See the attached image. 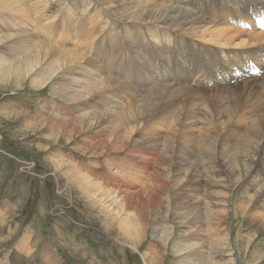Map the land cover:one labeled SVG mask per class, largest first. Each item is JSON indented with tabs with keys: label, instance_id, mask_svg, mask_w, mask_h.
I'll return each instance as SVG.
<instances>
[{
	"label": "rangeland",
	"instance_id": "1",
	"mask_svg": "<svg viewBox=\"0 0 264 264\" xmlns=\"http://www.w3.org/2000/svg\"><path fill=\"white\" fill-rule=\"evenodd\" d=\"M97 1L104 4L108 10L113 9L111 2H116L119 5H126L127 2L131 7L136 6L139 9L152 7L155 2H162L171 7L179 5L189 8L194 14L197 13V17L201 15L203 19L209 20V22L224 23L232 28H239L235 20L221 18L220 13L217 16L207 15L206 8L222 10L228 17L237 15L240 10L244 9L240 3L237 7H234L231 3L233 0ZM242 1L244 0H239V2ZM198 4H201L203 9L196 7ZM255 8H262V6L258 5ZM78 9L77 4L71 2L72 18L79 17L80 10ZM30 10L33 11L32 8ZM202 10L206 13H203ZM85 11L81 9L80 12L83 18L86 14ZM233 12H236V14H232ZM47 14L50 15L49 12ZM236 17L239 18L238 15ZM8 18H11V20H8ZM39 18H41V21H37ZM44 19L45 17L43 18L42 15L35 13H32V15H14L8 11L0 12V28L2 32L4 31V34L9 35L14 34L13 31L15 33L34 32V30L36 31L35 24L42 25ZM22 21L26 23L22 24ZM59 22L60 17L51 18L47 25V31L51 29L53 24H59ZM84 22L88 23L87 21ZM248 31L253 30L248 29ZM45 33L44 30L41 35L50 37V41H52V34ZM142 35L145 38L147 37L145 34ZM174 35L180 36L181 34L171 33V39L163 38L166 39V42L161 44L152 38L149 41V37L146 38L145 41L148 43L151 52L160 54V58L153 57V59H149L151 55L145 53L147 50H142V55H139L137 60L134 58L145 72V77L148 80V77H151L150 81L152 82L160 80L159 83H154L158 90L163 88L161 84L167 79V76L169 77L168 82H166L169 84L167 88L170 89L168 90L169 93L166 94V99L159 102L161 104L159 110L154 108L145 112L143 116H139V123H135L132 130H130H134L132 138L127 143L128 145L120 150L112 148L111 144L113 142L110 145L101 142L109 136L108 134L103 135V132L100 131V129L105 128L104 126V128L94 129L93 126L89 127L85 123L78 125L80 122L75 120L70 123V118H77L79 114H83L88 117L86 119L90 120L96 110L95 113L102 115L103 118L106 116L104 118L106 120L108 117L106 112H108L107 108L109 106L114 113H118L122 109L127 112L130 109L128 107L136 101L134 97L138 98V91H134L133 95L121 91L111 94L108 89L102 88L99 91L100 93H97L99 97L97 99L93 100L90 95L78 99L81 100V103L92 99L93 101L88 105L84 106V102L82 104L79 102L71 104L69 103L70 100L69 102L62 100L64 95L59 91L60 79L66 77L64 73H57L53 77L54 79L50 80L52 84L48 88H42L40 83L49 72V69L30 72L17 83L12 74L4 78L3 71L8 68V65L4 67L0 64L1 259L8 257L7 262L11 264V259L13 261L14 257H20L19 261L22 259L28 264L33 263L36 255L44 256L51 250L54 252L58 250V253L63 255V264H151L154 252L161 250L165 258L161 264H181L183 261L181 258L184 257L182 255L192 254L195 251L193 247H190L192 250H185L180 255L175 251L179 250L178 248L181 246L179 235L188 237L195 234L192 230L179 233L176 221L179 212L185 210L182 205H188L189 208L203 207L209 206V203L212 205V201L220 200L219 202H222V204L217 205V208L223 210V212L225 211L226 220L217 225L215 221L210 220L212 216L205 219L203 221V228L205 229L198 233L199 237L204 240L208 238L207 241L218 238V243H221L220 247L230 249V252H224L225 255H228L225 256L224 260L228 264L232 261L230 264H264V201L262 202L264 199V181L260 175L247 172L245 166L241 163H234L235 158H232L233 162H230L234 164L229 163V168L228 166L226 168V170H230L228 173L225 170L226 174L224 172L219 176L216 173L215 175L212 174L213 183L217 182L218 184H216L217 187L205 188L204 191L208 193L198 190L197 187L198 179L207 177L210 174L209 171L203 169L211 167L208 163L203 164L209 161L206 158L202 159L200 157L199 162L201 165L203 164L201 170L199 169L200 171L191 173L188 167L182 166L180 168V165L170 163L168 164V167H171L170 175L166 174L169 169L167 167L164 168L162 174H159L160 177L158 172L156 177L160 178L158 180L161 183L156 185H163L164 187L163 191H154L152 198L156 199V204L160 205V209L157 210L158 216L167 217V222H161L162 225H159L160 230L156 233L154 232V218L151 216L148 219L147 238L143 239L141 243L139 241L140 234L136 237L126 236L125 239L117 240L114 238L121 234L119 230L115 229V221L112 232L104 225L99 214L101 212L104 217H107L101 209L103 203L100 202L101 207L96 204H94V207L90 203L95 200L92 196L95 191L90 192L88 186L90 185L88 183L91 180L90 178L107 183L106 179L112 176L114 182L115 178H113L114 174L112 173L117 170L118 166L124 170L122 174L117 176L118 182L123 184L122 188L125 192L135 193V199L139 201L138 192L148 185L153 186L151 176L158 171L157 162L149 160L145 155L147 150L155 146L163 148L171 142L172 154L176 158L175 162H177L181 158L190 156L191 150L196 152V149L199 148L198 151L201 149L204 152L206 146H209V148L211 145L213 146L211 142L212 140L215 141L217 137L220 140L223 138V141L225 139L228 141L226 144L229 149L226 153L228 156L233 155V151H237V146H243L245 143L244 136L250 133L254 112L257 107L260 110V104L264 100L254 95V90L243 85L247 81L241 79V77L234 78V82L230 83V81L221 82L218 80V76L226 80L229 74L238 72L243 66L242 59H246V56L261 60L264 56L261 57L258 52L252 55L249 53L262 48L256 44L241 48L229 46V48L222 49L216 45L207 44L208 46L204 50L200 41L195 40L194 43L201 47L196 50L192 49L191 52L195 55H191V58L187 59L185 57L186 53L181 52V48L174 44ZM181 37H185V35H181ZM13 39V37H10L0 42V57L2 60L10 59H6L5 52L8 48L15 47ZM169 40L171 41L169 42L170 46L166 48ZM67 41L69 47L78 44V40ZM194 43L187 46L193 47L195 46ZM158 49L161 51L159 52ZM235 49L244 51V54H233V59H225V57H230L231 52ZM19 51L23 52L24 50ZM94 54L95 52H92L89 56ZM181 56L183 59L179 58ZM208 56L220 59L221 63L225 65L223 69L214 65L207 68L208 75H211L208 82H214L210 86L208 82L205 84L201 82L205 75L202 69L204 65L202 60L209 64L208 62L211 59H206ZM195 57L197 58L194 59ZM110 58L112 61L114 60L112 57ZM170 67H172L171 70ZM234 67L237 70H234ZM164 68L167 69L164 70ZM198 70L202 71L203 74H201L202 72L196 73ZM164 71L170 73L161 77ZM100 72L102 71H99L98 68L91 70L89 66H83L74 73L78 76L79 81L77 83L80 85V81L81 84L89 82L90 77L93 79L96 74L101 75ZM178 74L179 81H176L177 77L175 75ZM87 77H89L88 80ZM197 77L200 78L196 79ZM119 79L121 83L132 86L133 90L140 89L133 83L131 74H123ZM213 79H216L217 82L215 83ZM237 79L240 80L236 81ZM250 79H257L256 81L259 83L264 82V69L262 68L257 77ZM53 82L56 84L54 85ZM227 83L229 86H226ZM179 84H183V86ZM78 85L71 90H82V87H78ZM149 87L150 85L145 89ZM181 87H183V90ZM171 98L176 99L174 101L176 104L167 107L165 102H168ZM57 103H61L62 110L57 109ZM131 110H137V107L134 106ZM115 122L118 124L119 119ZM117 124L114 123L113 126L120 131V139L122 140L124 134L128 133L126 132L127 127ZM179 138L183 139V145H178ZM117 144L119 145V143ZM231 148H234V150ZM210 151L213 150L210 149ZM165 153L169 158L170 147L165 150ZM196 159H198L197 155ZM239 159L241 162V157ZM149 163H152L150 166L155 163V166L154 169L151 168L148 171L145 166ZM203 174L205 176H202ZM260 187L263 189H259ZM150 214L152 213L150 212ZM125 216H127V212ZM125 216L123 215V217ZM164 226L167 230H164ZM216 226L221 227L217 228ZM208 228L212 230H208ZM214 231H217L216 235ZM26 238L28 240L26 245L32 247L30 254H28L27 249L25 251L20 250L22 246L20 242ZM137 243L139 251L131 247V245L134 246ZM73 249H77L78 252L73 253ZM210 251L209 248L208 258L210 257ZM144 255L146 259H144ZM36 259L38 260V258Z\"/></svg>",
	"mask_w": 264,
	"mask_h": 264
},
{
	"label": "bare ground",
	"instance_id": "2",
	"mask_svg": "<svg viewBox=\"0 0 264 264\" xmlns=\"http://www.w3.org/2000/svg\"><path fill=\"white\" fill-rule=\"evenodd\" d=\"M244 1L240 3H243ZM71 2H75L77 4V7H79L78 10H80V12L81 9L86 10L84 18L83 16H81L80 12L79 17L77 16L76 18H72ZM105 2L107 1L105 0ZM251 2H253V6L251 8L242 5V8L244 9L240 10V12H238L237 14L239 18L236 17L237 19H235V21L239 28H232L224 23H218L216 21H212L211 19L210 20L212 22H209V20L207 21L203 19V17H201V15L199 14V16L197 17V13L194 14L189 8H185L184 6L177 5L171 7L162 2H155L152 7L148 6L143 9H139V7L136 6L131 7V5L127 2L126 5H119L116 2H111L113 9L108 10L104 6V4L100 3L97 0H0V12L8 11L14 15H32V13H35L37 15H42L43 18L45 17V19L42 20V25L39 26L37 23L35 24L36 31L34 30V32L24 31L23 33H15V31H13L14 34L9 35L6 33L4 34V31L2 32V29L0 28V32L2 33V35H4L0 36V42L5 39L7 40V38L13 37V44L15 45V47L11 48H8V46V49L5 52L6 59H10L5 61L0 57V64L4 67L8 65V68L3 71V76L4 78H7L8 75L12 74L13 78L16 79V82L19 83L22 77L29 74L30 72H37L40 69H49V72H47L46 76L40 83L42 85V88H48L52 84L50 80H52V78L55 77L57 73H64V76L66 75V77H62L61 79L59 78L61 80L59 82V91L64 95L65 99L62 97V100L67 102H69L70 100L69 103L71 104H77V102L81 103V100L78 99L83 98V96L90 95V98H92L93 100L99 98L97 93L102 88L108 89L111 94L121 91L125 94L133 95L134 91H138V98L134 97V100L136 99V101H134L128 107L130 109L127 112L122 109L120 110L121 112L119 111L118 113H114L112 108L109 106L110 108H107L108 112L104 110L106 112V115L108 116L106 120L104 119L106 116L103 118L102 115L96 114V110L94 111L90 120L86 119L88 117L83 114H79L77 118H70V123L75 120L77 122H80L78 123V125H82L83 123H85V125H89V127L93 126L92 128L94 129H99L104 126L105 128L103 127L104 129H100V131L103 132V135L108 134L109 136H107V138L102 140L101 142L106 145H110L113 142L111 144L112 148L114 150H120L125 148L128 145L127 143L129 142V140L132 138V132L134 130H130H132V126L135 125V123H139V116H143L145 112L153 110L154 108H156V110H159L161 108V104H159V102L166 99V94L169 93L168 90L170 89L167 88L169 87V84L166 83L168 82V76L163 84H161L163 88L158 90V88H156L154 85L156 83H159L160 80L157 82H152L150 81L151 77H148V80L145 77V72L136 62L139 55H142V50H147L145 51V53L147 52L148 55H151L149 56V59H153V57L160 58L161 56L160 54H156V52H151L150 48L148 47V43H146L145 41L146 38L149 37L148 41L152 38L155 41L159 42V44H161L163 43V38L171 39V33L185 35V37H181V35H174V44H177L181 48V52L183 51L184 53H186L185 57H187V59H190L191 55H195L191 52L192 49L196 50L201 47H199L198 44L194 43L195 40L200 41V43L204 47V50L208 45H216L218 48L223 49L229 48V46H233V48H241L248 45L254 46L258 44L262 49L250 52L249 54L252 55L255 52H264V10H262L263 13L261 15H257V12L259 11L258 9L261 10L264 8L263 0H252ZM258 5H261L262 8H255L256 6L258 7ZM30 8H32L33 11H31ZM245 10L247 11L245 12ZM48 12L50 13V15L47 14ZM55 17H60L59 24H53L51 29L47 31V25L49 24L50 19ZM8 20H11V18H8ZM37 21H41V18L37 19ZM84 21H87L88 23H85ZM257 22L259 23V25L257 24ZM25 23V21H22V24ZM87 25L88 27H86ZM248 29H252L253 31H248ZM44 30L46 31L45 34H52V41H50V37L48 38V36L44 37V35H41L43 34ZM142 34H145L147 37L145 38V36ZM67 40H78V44L73 45V47H69L67 45ZM169 42L171 41L169 40ZM192 43H194L195 46H187ZM19 50L24 51L21 52ZM160 51L161 50H159V52ZM92 52L107 54L108 57H112L114 60L109 61L106 57H100L95 54L89 56V54ZM137 52L138 54H136ZM246 57L251 58V56ZM196 58L197 57H195L194 59ZM247 58L242 59L243 65H247V68L244 70H241L240 68L238 70V72H243L242 76H244V78L241 79L247 81L243 83V85H245L246 87L248 86V88L254 90V95L264 100V82L259 83L256 81L257 79H250L257 77L251 76L250 74L251 71L256 72L258 60L260 59L251 58L252 60L247 63ZM206 59H211V61L209 60V64H207L205 60H202V63H204L202 69L204 70L205 75L201 79V82L204 84L209 81V78L211 76L208 75L209 73L207 72V68L211 67L212 65L217 68L220 67L221 69L225 67V65L221 63L220 59H215V57L212 56H208L206 57ZM41 64L43 65L41 66ZM83 66H89L91 70H96L98 68L99 71H102L100 72L101 75L96 74L93 79L90 77L89 82L81 84L80 81V85H78L77 82L79 81V78L77 75H75L74 72L78 68H82ZM262 68L264 69V65L262 66ZM69 69L71 71H68ZM72 70L75 71L73 72ZM128 73L133 76V83L140 89L136 88V90H133L131 88L132 86L130 87L129 84L127 85L119 81L121 75ZM175 77H177V79L175 80L179 81V74L175 75ZM234 78L237 77H234L233 74H229L228 77H226V80L230 81L231 83ZM88 79L89 77H87V80ZM180 79L182 80V78ZM213 80L215 81V83L217 82L216 79ZM239 80L240 79H237L236 81ZM55 84L56 83H54V85ZM176 84L178 85V83ZM77 85L78 87H82V90H71L74 89V86ZM149 85L150 87L145 89V87H148ZM179 85L183 86V84ZM226 86H229V84L227 83ZM181 89L183 90V87H181ZM175 98L177 99L176 95ZM92 99H89V101H83L84 103H82L84 104V106L88 105L91 101H93ZM176 99L171 98L168 102H165L166 106L168 107L176 104L174 102ZM57 104V109L62 110L61 103ZM260 105V110L257 107L256 111L254 112L255 114L252 120V127H250V133L244 136L245 143L243 144V146H237V151H233L234 153H232L233 155L231 156H228V154H226L229 151V149L227 148L228 146L226 147L228 141L226 139L223 141L222 137L221 140L218 137L215 141L212 140L211 144H213V146L211 145L210 148L209 146H206V149L203 150L204 152H202L201 149L198 151L199 148L196 149V152L194 150H191L190 156L181 158L177 162H175L176 158L172 154V146L170 145L171 142H169L163 148L153 145L155 147L147 150L145 155L149 160L155 161V163L157 162L156 164L158 171L151 176L153 186L148 185L145 188L140 189L141 191L138 192L137 197H139V201L135 199V193L133 194L130 192H125L122 188L123 184L121 182H118L117 176L122 174L124 171L119 166L118 168H116L117 170H114L112 173L114 174L113 178H115L114 182L112 181V176L106 179L107 183H103L99 179H97L98 181H96L95 178H90L91 180L88 182L90 183V185L88 186L91 191H89H95L92 195L95 200L90 203L93 206L94 204H96L100 207V202L103 203L101 209L106 213L107 217H104L101 212H99V214L101 219L103 220L104 225H106V228L110 229V232H112V230H114L115 221V229L119 230V233L121 234L120 236L114 238H116L117 240L125 239L126 236L136 237V235L140 234L139 241L141 243L143 239L147 238L148 219L151 218V216L152 218H154V232L156 233L160 230L159 225H162L161 222H167V217H163V215H161L162 217L158 216L157 210L160 209V205L156 204V199H153L152 196L154 194V191H163L164 186H158L156 184L161 183L158 178L160 177L159 174H162L165 167H167V169L169 168L166 174L170 175L171 167H168V164L170 163L180 165V168L182 166L188 167L191 173H193V171H200L203 164L208 163L209 165H211V167L209 166L210 168H203L206 171H209L211 175L209 174L208 176L205 173L207 177H200V179H198L197 187L199 188L198 190L201 191H204L205 188L209 189L212 187H217L216 184L218 183H213L212 174L215 175L216 173V175L218 174L217 176H219L222 174V172L225 173V170L229 163L233 162L232 158L236 159V162L234 161V163H241L245 166L247 172L260 175L264 181V101ZM134 106L137 107V110H131V108ZM74 113L76 114L77 112ZM117 119H119V125L127 127L126 132L128 133L124 134L122 140L120 139V131L118 129H115L113 126L114 123L117 124V122H115ZM145 120L148 121L147 119ZM248 142L250 143L249 146ZM117 143H119V145ZM179 144H184L182 138H179L178 145ZM169 147L170 157L168 158L166 156L165 150H167ZM234 148L231 149L234 150ZM210 149H212L213 151H210ZM196 155L198 156V159H196ZM200 157H202V159L206 158L209 161L201 165L199 162ZM240 157L241 162L239 159ZM155 163H153V166H150L152 163L147 164L145 166L146 170L149 171V169L153 168L155 166ZM226 171L228 173L230 170ZM157 173L159 176L158 178L156 177ZM205 175L203 174L202 176ZM244 177L246 176L244 175ZM261 187L259 189H263ZM204 193L208 192L204 191ZM219 201H212V205H210L209 203V206L203 207L189 208L188 205H182V208H184L185 210H181L179 212L178 220L176 221V226L179 230V233L185 232L187 230H192L195 232V234L193 233V236L188 237L185 235H179L181 246L180 248H178L179 250L175 251L176 253H179V255L185 250H192L190 247H193V249L195 248V251L192 254L186 253L185 255H182L184 257L181 258V260H183L181 264H228V262L226 263V261H224L225 256L228 255H225L224 252H230L231 250L228 248L220 247L221 243H218V238H212L210 241H207L208 238L204 240L200 238L198 234L201 230L205 229L203 228V221L205 219L211 218L212 216V219L210 220L215 221L217 225L222 224L223 221L226 220L225 211L223 212V210L217 208V205L222 204V202ZM263 201L264 199L262 200V202ZM92 205L91 207H93ZM126 212L127 216H125ZM150 212L152 214H150ZM123 215L125 217H123ZM163 228H165V226ZM164 230H167V228H165ZM208 230L212 229L208 228ZM214 232V234L216 235L217 231ZM27 241L28 240L26 238L20 242V245H22L20 247V250L25 251L27 249L28 254H30L32 251V247H30V245H26ZM131 247L135 248L136 251H139V249H137L138 243L134 246L131 245ZM209 248L211 249V251L209 252L210 257L208 258L207 254ZM73 250V253L78 252L77 249ZM61 255V253H58V250L55 252L51 250L44 256L36 255V257H34L33 263L28 264H63V255ZM19 258L20 257H14L13 261L11 259V264H26L22 259L21 261H19ZM36 258H38V260ZM144 259H146L145 255ZM164 260L165 258L163 252L161 250H157L154 252L151 264H161V262H164ZM7 261L8 257H6V259H1L0 257V264H10ZM232 262H229V264Z\"/></svg>",
	"mask_w": 264,
	"mask_h": 264
}]
</instances>
